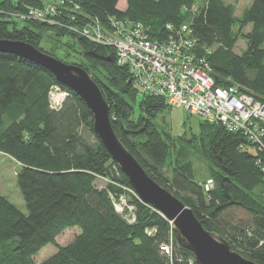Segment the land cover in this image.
<instances>
[{"label": "trees", "instance_id": "16d2710c", "mask_svg": "<svg viewBox=\"0 0 264 264\" xmlns=\"http://www.w3.org/2000/svg\"><path fill=\"white\" fill-rule=\"evenodd\" d=\"M225 1L125 0L124 9H118L120 0H65L67 10L38 21L27 13L44 11V0H0V41L23 42L54 56L40 48L49 33L51 50L65 48L70 56L61 41L71 38L87 65L59 61L87 72L110 107L115 135L145 173L188 207L204 229L219 234L231 251L264 264V125L257 127L263 132L258 144L243 131L201 120L199 133L175 148L154 123L170 107L142 91L128 69L118 65L114 48L73 29L80 30L86 18L100 24L114 19L141 24L151 39L161 40L169 33L166 26L187 24L215 85L237 86L264 105V0H252L240 16ZM239 40L246 48L236 54ZM89 68L102 71L104 82ZM53 86L68 93L59 109L50 105ZM92 123L86 104L53 75L0 53V154L19 166L16 184L27 211L22 214L0 195V264H36L34 258L48 245L56 252L40 264H195L170 223L137 198ZM192 151L207 165L213 180L209 191L195 180ZM98 179L107 182L105 188L96 186ZM119 199L127 202L122 213L115 210ZM237 212L243 217L231 215ZM127 213L130 220L124 218ZM74 228L79 234L59 246L56 238Z\"/></svg>", "mask_w": 264, "mask_h": 264}, {"label": "built area", "instance_id": "2783aa9c", "mask_svg": "<svg viewBox=\"0 0 264 264\" xmlns=\"http://www.w3.org/2000/svg\"><path fill=\"white\" fill-rule=\"evenodd\" d=\"M47 4L51 5L50 10H30L28 17L46 21L47 15H60L67 10L65 0H50ZM74 8L80 10L78 6ZM67 15L71 21L76 20ZM86 20L80 30L73 28L74 32L93 43L114 48L118 65L128 69L145 94L163 99L170 108H182L202 121L221 123L230 132L243 131L252 142L260 144L263 132L257 127L259 123L264 125V105L237 86L215 85L209 64L197 54V42L187 24L179 29L166 26L167 36L153 40L138 23L109 19L107 24H100L93 18ZM67 97V92L51 87V108L59 109ZM165 250L169 252L168 247Z\"/></svg>", "mask_w": 264, "mask_h": 264}, {"label": "water", "instance_id": "95a60500", "mask_svg": "<svg viewBox=\"0 0 264 264\" xmlns=\"http://www.w3.org/2000/svg\"><path fill=\"white\" fill-rule=\"evenodd\" d=\"M0 53L15 55L40 66L53 75L59 85L80 97L92 113L94 134L125 175L137 198L170 223L178 244L192 253L195 264H256L231 251L219 234L204 229L188 207L145 173L115 135L109 118L110 107L85 70L65 64L23 42L0 41Z\"/></svg>", "mask_w": 264, "mask_h": 264}, {"label": "rangeland", "instance_id": "374dc122", "mask_svg": "<svg viewBox=\"0 0 264 264\" xmlns=\"http://www.w3.org/2000/svg\"><path fill=\"white\" fill-rule=\"evenodd\" d=\"M46 3L44 5V10H50V6L48 5V1L50 0H44ZM252 0H226L225 2L227 4H231L235 7V15L240 16L243 9H245ZM124 3L125 0H120L118 4V9H124ZM60 12L63 10L59 9ZM19 20V19H17ZM35 20V19H33ZM22 22V19L20 18V21ZM250 29H246L243 31L244 34L248 33ZM48 33L46 34L44 41L40 45V48L47 51V52H53L54 58L57 57V59H65V62L68 64H81L85 63L87 65L86 60L84 57L79 53L80 50L78 46H76V43L72 41L71 38H62L61 43H65V46L67 47L68 51L70 52V56H67L64 54L65 48L58 49V50H51L54 47V44L51 42V37ZM49 37V38H48ZM46 38L49 40H46ZM53 40V38H52ZM57 47L60 48V45ZM245 41L239 40L234 52L236 54H241L245 50ZM58 59V60H59ZM77 66V65H76ZM91 75H96L97 78L104 82V75L102 71L94 70L92 68H89ZM53 94V93H52ZM54 95V94H53ZM141 98V96H138V100ZM55 101V99H54ZM56 102V101H55ZM201 122V119L197 117L196 115H193L189 113L188 111L182 109V108H170L163 113L159 114L157 118L155 119L154 123L156 126H158L161 130L169 134V137L173 141L175 148L183 147L184 141L186 139H191L193 134L197 135L199 133V123ZM190 160L193 164V170L195 175V180L198 182L201 186H203L204 191H209L213 188V180L210 178L208 174L207 165L205 162L195 153V151H192L190 154ZM18 164L15 163L13 160L8 158L7 156L0 154V195L4 196L11 204H13L22 214L26 215V207L23 202L22 196L18 190L17 184H16V174L18 172ZM107 185V182L105 180L98 179L96 182V186L99 189L105 188ZM116 203V202H115ZM127 202L123 199H119V202H117L115 205V210L118 213L123 212V208L126 207ZM125 209V208H124ZM128 209V207H127ZM129 210V209H128ZM128 214V213H127ZM235 219H238L239 217H243L242 213H232L231 214ZM125 219L130 220V215L124 217ZM79 234V230L77 228L74 229H68L64 231L60 236L56 238V243L59 246H66L70 244L73 239L76 237V235ZM56 249L52 246L48 245L44 247L38 255L34 258V262L36 264H40L43 261L50 258L53 254H55Z\"/></svg>", "mask_w": 264, "mask_h": 264}, {"label": "bare ground", "instance_id": "6f19581e", "mask_svg": "<svg viewBox=\"0 0 264 264\" xmlns=\"http://www.w3.org/2000/svg\"><path fill=\"white\" fill-rule=\"evenodd\" d=\"M87 19V18H86Z\"/></svg>", "mask_w": 264, "mask_h": 264}]
</instances>
